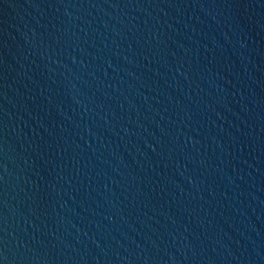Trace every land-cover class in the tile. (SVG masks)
Instances as JSON below:
<instances>
[{
    "label": "water",
    "instance_id": "obj_1",
    "mask_svg": "<svg viewBox=\"0 0 264 264\" xmlns=\"http://www.w3.org/2000/svg\"><path fill=\"white\" fill-rule=\"evenodd\" d=\"M0 264H264V0H0Z\"/></svg>",
    "mask_w": 264,
    "mask_h": 264
}]
</instances>
